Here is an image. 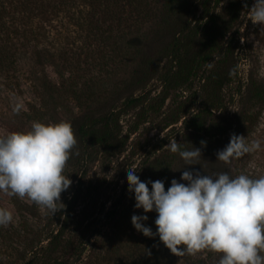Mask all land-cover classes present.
I'll use <instances>...</instances> for the list:
<instances>
[{
	"label": "rangeland",
	"instance_id": "obj_1",
	"mask_svg": "<svg viewBox=\"0 0 264 264\" xmlns=\"http://www.w3.org/2000/svg\"><path fill=\"white\" fill-rule=\"evenodd\" d=\"M81 1L71 5V14L76 16L77 10L84 9V14L91 12L92 16L88 7L94 5L96 18L91 28L72 26L66 11H53L51 20L40 25L51 31L50 42L58 50L53 52L54 63L42 58L38 64V12H26L21 21L12 23L20 27V33L27 31L29 40L13 37L11 41L20 54L16 68L10 73L0 72V136L28 131L33 122L71 124L85 113L120 107L131 96L145 53V47H130L128 40L137 37L143 44H155L167 23L198 4L196 0L194 5L192 0H88L86 7H81ZM253 4L254 0H242L241 14L230 33L238 78L225 88L223 106L208 120L233 125L224 137L213 140L224 147L233 134L244 136L249 143L261 141V150L230 163L234 176L245 173L259 178L264 175V109L259 112L260 107L242 104V93L252 79L264 83V25L250 20ZM223 7L220 5L217 13ZM201 15L202 11L197 18ZM39 44L44 52L48 40L43 38ZM201 88L199 78L174 88L158 79L136 91L135 96H143V101L120 117L122 142L118 148L91 150L86 159L77 155V145L73 149L64 169L72 183L61 193L63 205H57L54 215L26 196L0 193V207L13 213V222L0 226V264H54L58 260L68 264H140L141 259H132L138 243L151 247L157 243L160 250L161 257L157 258L150 249L148 263L144 264H219V253L203 250L176 256L158 236L144 242L145 237L131 223V217L138 213L131 208L134 193L128 191L126 181L131 168L137 170L142 182L151 180L146 170L155 159L166 155L169 140L181 143L190 136L184 121L201 109ZM17 105L21 106L19 113L13 111ZM245 112L257 115L255 125L238 123ZM149 157L152 159L146 164ZM169 176L180 180L181 174ZM124 192L126 199L118 213L107 218L106 212ZM139 215H147L145 226L157 231L153 215ZM65 216L70 217L65 222L68 227L52 244Z\"/></svg>",
	"mask_w": 264,
	"mask_h": 264
},
{
	"label": "clouds",
	"instance_id": "obj_2",
	"mask_svg": "<svg viewBox=\"0 0 264 264\" xmlns=\"http://www.w3.org/2000/svg\"><path fill=\"white\" fill-rule=\"evenodd\" d=\"M249 13L254 24L264 25V0H254ZM20 107L13 111L19 113ZM205 143L201 141L202 146ZM76 145L67 121L33 122L28 131L0 136V193L26 196L54 215L57 205H63L61 193L72 183L64 169ZM166 146L172 153L179 152L187 167L180 180H171L167 191L163 180L142 182L137 170L131 168L126 181L128 191L134 193L135 209L157 214L155 233L144 224L147 215L134 214V228L146 237L158 236L176 256L207 250L222 254L219 264H264V175L202 174L189 168L199 165L200 148L180 150L175 139ZM261 147L260 140L249 143L244 136L233 134L216 156L228 164ZM12 222V211L0 207V226Z\"/></svg>",
	"mask_w": 264,
	"mask_h": 264
},
{
	"label": "trees",
	"instance_id": "obj_3",
	"mask_svg": "<svg viewBox=\"0 0 264 264\" xmlns=\"http://www.w3.org/2000/svg\"><path fill=\"white\" fill-rule=\"evenodd\" d=\"M79 1L0 0V72L10 73L13 68H16L15 65L20 54L11 40H13V37H21L28 41L29 35H27V31H24V34L20 33V27L13 26L12 23L21 21L22 16L24 17V14L30 11L38 12V64L43 62L42 58L49 64L54 63L55 56L53 52L58 50L55 49V44L50 42L51 31L47 30L44 25L41 28L40 25L42 21L46 23L51 20L50 15L53 11H66L67 19L74 23L72 26L79 28L87 25L91 28L96 18L95 12L93 13V8L95 7L91 5L92 3L88 7L92 8V16L91 12L88 15L84 14V9L77 10L78 16L77 14L76 16L71 14V5H76ZM87 1L82 0L81 2L84 4L81 7H86ZM192 1L194 5L195 0ZM196 1L198 4L194 5V9L190 8L186 14H181L176 20L167 23L155 44H143V41L137 37L128 40L127 45L130 47H145V53L139 64V76L134 83L131 96L126 98L117 109H110L108 112L101 113H85L71 122L75 138L77 139V155L81 156L82 154L83 159H86L91 150L103 149L111 151L120 146L122 142V127L119 124L120 117L127 114L130 110L136 109L143 101V96H135L136 91L146 89L152 81L158 79L164 81L168 87L174 88L188 84L193 78H199L202 82L201 109L190 120L185 119L184 125L190 136L186 137L184 142L179 143L180 150H192L194 147L201 149L202 156L197 161L199 165L189 166V168L212 176L228 172L230 176L235 177L230 168V163L225 164L217 160L216 153L222 150L224 146L214 142L216 137H224L233 125L225 126L218 121H210L208 119L210 116L212 118L216 114V110L223 106L222 97L225 88L232 85L238 78V68L236 67L233 52V34L230 33L241 14L242 0ZM220 5H224V7L221 12L217 13ZM200 11H202V15L197 18ZM191 16H193V19H190ZM202 21L205 22L202 24ZM43 38L48 40V47L44 52L39 50V42ZM230 72L232 73L231 75ZM239 93H242V88H240ZM242 104L260 107L259 112L262 111L264 109V83L252 79L246 86L245 92L242 93ZM241 115L238 121L240 125L242 123L243 125L256 124L258 119L256 114L245 112ZM169 125L174 126V123ZM201 141L206 142L204 146L201 145ZM150 159L152 158L149 157L144 162L148 164ZM150 166L151 168L146 170L147 177L152 181L163 180L165 182V190L171 184L169 175L182 174L184 168L187 167L179 152L172 153L170 150L166 155L155 159L150 163ZM125 193L106 212L105 216L107 218L113 217L118 213L123 201L126 199ZM134 205H131L132 209H135ZM122 211L128 212V208H123ZM133 212L138 213V215L146 214L142 209L133 210ZM67 213L68 210H66L65 215ZM147 214L157 216L155 212ZM153 216L151 217L155 220L156 217ZM69 218L65 216L62 219L60 230L51 239L52 244L57 242L67 229L68 223L65 222ZM155 229H157L156 225ZM153 232L155 233L154 230ZM141 234L146 239L143 240L144 242L147 241V238L149 239L143 233ZM157 245L156 243L151 247L150 244L149 246L136 244L132 259L137 257L141 259L140 264L148 263L147 259L150 249H152L154 256L157 258L161 257ZM63 261L58 260L54 264H68V262ZM131 264H137V261Z\"/></svg>",
	"mask_w": 264,
	"mask_h": 264
}]
</instances>
